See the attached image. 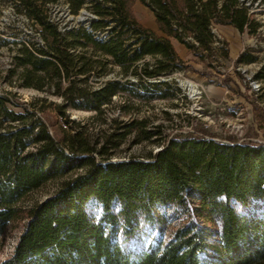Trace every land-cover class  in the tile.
<instances>
[{
    "label": "trees",
    "instance_id": "1",
    "mask_svg": "<svg viewBox=\"0 0 264 264\" xmlns=\"http://www.w3.org/2000/svg\"><path fill=\"white\" fill-rule=\"evenodd\" d=\"M11 1L39 27L42 42L13 40L20 47L9 72L19 86L60 98L54 106L64 122L58 139L38 112L15 111L0 95V254L8 229L25 222L0 264H264V144L195 135L166 140L135 115L136 99H167L172 86L157 80L186 67L172 40L212 68L229 57L215 26L260 34L250 7L240 0H140L154 12L158 34L134 16L135 0H62L72 15H90L63 29L50 16L61 0ZM256 61L251 53L237 59ZM255 78L264 80V64ZM69 108L93 112L91 120L105 126L95 131L72 120ZM129 138L161 147L121 158ZM51 183L53 193L29 203ZM92 202L99 216L89 213ZM157 209L172 210L181 222L165 238L167 216ZM145 227L161 238L131 251L129 242Z\"/></svg>",
    "mask_w": 264,
    "mask_h": 264
},
{
    "label": "rangeland",
    "instance_id": "2",
    "mask_svg": "<svg viewBox=\"0 0 264 264\" xmlns=\"http://www.w3.org/2000/svg\"><path fill=\"white\" fill-rule=\"evenodd\" d=\"M242 2L250 7L254 18L261 24L259 35L252 36L247 32L241 34L230 26H215L214 33L227 44L229 57L212 62V68L194 58V55H189V59H185L184 53L188 49L182 45L184 51H179L180 43L174 40L176 52L185 62L186 67L165 76L166 81L172 86L170 90L172 95L164 100H153L149 104L141 99L135 100L139 105L136 117L148 118L150 126H158L166 140L175 136L195 135L230 144L249 142L264 144V80L255 78L264 64V1ZM131 11L142 25L161 34L155 22L154 12L146 4L135 0L132 2ZM81 12L72 15L68 6L61 0L51 6L50 16L63 29L87 23L89 13L85 10L84 19L80 21ZM4 39L10 43L2 44L0 41V95L10 98L18 106L9 105L15 111L27 108L38 112L47 122L54 137L59 139L60 127L64 119L55 109L54 104L60 103V98L19 86L16 75H11L9 72L14 68L13 56L20 47L12 44L13 40L42 42L39 27L32 26L24 15L18 14L11 0H0V40ZM242 53L253 54L257 61L251 64L237 62ZM188 82L196 85L198 95H190L186 87ZM121 102V99L115 100V104ZM115 108L113 113L116 115ZM66 116L72 120L92 124L95 131L105 126L99 120H91L94 116L93 112L69 108ZM124 119L128 120V116L125 115ZM132 141L133 139L129 138L122 145L119 157L143 156L150 151L155 153L161 147L147 142L135 145ZM55 189L56 184H48L42 190L34 192L29 198V203L43 200ZM87 208L94 216L101 214V207L94 202L88 204ZM157 211L159 215L166 213L167 216L163 236L165 238L181 222L176 220V214L170 209H157ZM200 222L208 234V241L216 243L215 231L211 229L209 223L204 219ZM24 223L21 221L8 229L0 261L13 251ZM160 238L159 232L145 227L136 233L129 242L128 248L139 253L156 245Z\"/></svg>",
    "mask_w": 264,
    "mask_h": 264
},
{
    "label": "bare ground",
    "instance_id": "3",
    "mask_svg": "<svg viewBox=\"0 0 264 264\" xmlns=\"http://www.w3.org/2000/svg\"><path fill=\"white\" fill-rule=\"evenodd\" d=\"M186 87L188 88L191 96H196V95L199 94L198 91H197L196 85L194 83L188 82L186 84Z\"/></svg>",
    "mask_w": 264,
    "mask_h": 264
},
{
    "label": "crops",
    "instance_id": "4",
    "mask_svg": "<svg viewBox=\"0 0 264 264\" xmlns=\"http://www.w3.org/2000/svg\"><path fill=\"white\" fill-rule=\"evenodd\" d=\"M155 31V30H154ZM174 40H172V44H173V46H174V48H175V45H174V42H173ZM179 51H184L183 50V48H182V44H179ZM186 50V49H185ZM175 51H176V48H175ZM188 51V52H187ZM177 53V52H176ZM192 52L190 51V50H186V53H184V56L186 57L185 59H189V55H193V53L191 54ZM179 56V55H178ZM194 58H196L195 56H194ZM181 59V58H180ZM182 60V59H181Z\"/></svg>",
    "mask_w": 264,
    "mask_h": 264
},
{
    "label": "water",
    "instance_id": "5",
    "mask_svg": "<svg viewBox=\"0 0 264 264\" xmlns=\"http://www.w3.org/2000/svg\"><path fill=\"white\" fill-rule=\"evenodd\" d=\"M240 1H244V0H240ZM86 14V12H82L81 13V16L79 17V20L80 21H82L84 18H83V15H85ZM160 81H166V77L165 76H162V77H160L158 80H157V82H160Z\"/></svg>",
    "mask_w": 264,
    "mask_h": 264
}]
</instances>
